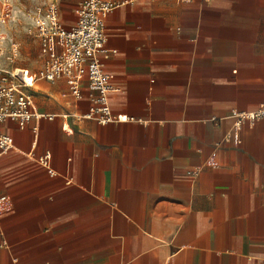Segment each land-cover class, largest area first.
<instances>
[{
  "label": "crops",
  "instance_id": "obj_1",
  "mask_svg": "<svg viewBox=\"0 0 264 264\" xmlns=\"http://www.w3.org/2000/svg\"><path fill=\"white\" fill-rule=\"evenodd\" d=\"M83 1L60 7L66 27ZM105 32L112 111L136 120H77L85 78L81 99L34 83L46 117L0 122V264H264V121L225 138L264 102V0H134Z\"/></svg>",
  "mask_w": 264,
  "mask_h": 264
},
{
  "label": "built area",
  "instance_id": "obj_2",
  "mask_svg": "<svg viewBox=\"0 0 264 264\" xmlns=\"http://www.w3.org/2000/svg\"><path fill=\"white\" fill-rule=\"evenodd\" d=\"M133 1L84 0L76 8L77 21L71 27L63 24L60 7L56 3L37 6L28 12L26 16L35 27V35L45 48L46 57L38 72H30L26 68L14 65L19 55V43L12 40L10 50L5 47V40L0 41V122L15 119L19 127L24 129L33 119L44 117L45 115L36 110L34 96L30 90L38 79L54 82L61 78L68 81L71 94L79 99L83 98V79L88 82V98L92 105L85 114H75L77 120L96 119L102 125L135 121L134 117L113 113L110 95L119 89L112 83L113 75L105 71L101 59V55L106 54L107 18L115 9ZM5 6L7 7V4ZM9 16L11 10L7 12V17ZM3 20L5 19L0 18V32ZM4 38L5 35L0 33V39ZM233 114L235 117L233 131L228 132L225 138L227 141L234 140L241 144L243 126L246 123L253 125L264 121V102L255 109L237 110ZM47 118L53 119L54 116ZM212 119L217 120V117L214 116ZM137 121L142 122V119ZM33 131L37 135L38 127L34 126ZM13 148L14 143L10 135L0 130V156ZM27 155L45 167L50 174H56L51 167L50 152L38 155L35 150H31ZM4 200L5 197H0V205Z\"/></svg>",
  "mask_w": 264,
  "mask_h": 264
},
{
  "label": "rangeland",
  "instance_id": "obj_3",
  "mask_svg": "<svg viewBox=\"0 0 264 264\" xmlns=\"http://www.w3.org/2000/svg\"><path fill=\"white\" fill-rule=\"evenodd\" d=\"M77 0H0V18H4L1 34L5 35V47L11 50V41L19 43V55L15 66H23L38 71L45 60L44 47L35 35V27L26 14L37 6L56 3L59 7L67 6ZM7 4V7L5 6ZM8 5L10 8H8ZM8 10L11 16L7 17ZM32 30V32H30ZM6 49V50H9ZM9 55V54H8Z\"/></svg>",
  "mask_w": 264,
  "mask_h": 264
},
{
  "label": "bare ground",
  "instance_id": "obj_4",
  "mask_svg": "<svg viewBox=\"0 0 264 264\" xmlns=\"http://www.w3.org/2000/svg\"><path fill=\"white\" fill-rule=\"evenodd\" d=\"M71 14V13H70Z\"/></svg>",
  "mask_w": 264,
  "mask_h": 264
}]
</instances>
